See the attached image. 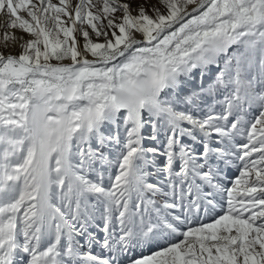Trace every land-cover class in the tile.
<instances>
[{"label":"snow or ice","instance_id":"obj_1","mask_svg":"<svg viewBox=\"0 0 264 264\" xmlns=\"http://www.w3.org/2000/svg\"><path fill=\"white\" fill-rule=\"evenodd\" d=\"M0 264H264V0H0Z\"/></svg>","mask_w":264,"mask_h":264},{"label":"rangeland","instance_id":"obj_2","mask_svg":"<svg viewBox=\"0 0 264 264\" xmlns=\"http://www.w3.org/2000/svg\"><path fill=\"white\" fill-rule=\"evenodd\" d=\"M54 2H58V0H54ZM74 2H75V0H74ZM152 2L154 3L155 2V0H152ZM16 34L19 36V35H21V33L17 30V32H16ZM25 39H27L28 37L25 35V37H24ZM94 39H95V37H93ZM101 42H102V38H101ZM80 43L82 44L83 43V39L82 38H80ZM7 51H13V52H16V51H19V49L18 48H9V49H7ZM161 139H163V136L161 135ZM233 174H238L237 172H236V169L235 168H232L231 170H230V172H229V177L231 178L232 176H233ZM205 222H210V220H206ZM93 250V249H92ZM98 250H99V248H98ZM145 254H148L147 252L145 253Z\"/></svg>","mask_w":264,"mask_h":264}]
</instances>
